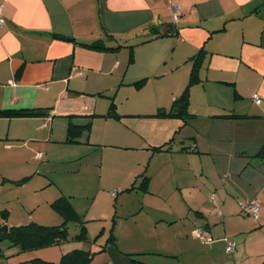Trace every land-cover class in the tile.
<instances>
[{"label":"crops","instance_id":"1","mask_svg":"<svg viewBox=\"0 0 264 264\" xmlns=\"http://www.w3.org/2000/svg\"><path fill=\"white\" fill-rule=\"evenodd\" d=\"M0 17V110L50 108L55 115L33 118L38 126L29 139L41 141L37 135H46L41 129L46 119L76 115L73 122L83 124L92 114H106L109 102L107 109L97 108L99 98L111 97L106 77L121 79L119 87H156L160 97L173 99L136 114L120 112L114 100L121 119L93 118L80 144L62 141L81 147L92 138L90 146L132 152L121 161L125 170L114 186L117 195L131 197L109 220L117 240L100 253L109 255L106 264H138L127 255L147 264H264V0H0ZM168 27L173 31L150 37L151 30L161 35ZM98 40L106 46L133 45V62L128 64L126 48L103 52L81 45ZM200 51V81L189 89L192 117L163 116L186 88L190 58ZM106 58L115 62L106 64ZM140 80L143 84L134 86ZM232 115L246 118H222ZM128 118L159 122V134L124 137ZM13 119L26 118H0L8 123L6 131ZM108 124L121 126L116 142L101 137ZM14 137L23 141L25 134ZM168 141L167 150H151ZM143 176L146 191L138 188ZM252 200L259 206L257 220L241 210ZM197 227L209 240L194 237ZM231 238H237L233 256L225 251ZM27 260L6 257L0 264Z\"/></svg>","mask_w":264,"mask_h":264},{"label":"rangeland","instance_id":"2","mask_svg":"<svg viewBox=\"0 0 264 264\" xmlns=\"http://www.w3.org/2000/svg\"><path fill=\"white\" fill-rule=\"evenodd\" d=\"M144 54L142 53L141 56ZM113 62L115 61L111 58H106V64L112 65ZM186 78L188 77H183L184 82ZM120 80L115 82L113 78L106 77V89H108L106 94L114 96L120 112L136 114L142 113L144 110L147 111V109L148 112L149 109L153 112L158 102L165 101L167 103L170 101L168 96L160 97V91L156 87L149 86L143 89H136L133 85L119 87ZM165 82L166 79L160 84ZM93 94L99 98L98 94ZM93 96L90 94L88 98L94 99ZM108 102L107 97L106 100L99 98L97 108L106 106L107 109ZM33 120V118H26L20 122L13 119L8 131H6L8 123L0 120V129L5 126V131L0 132V135L4 136L0 137L3 140H0V229L32 222L43 226L61 224L64 217L55 208L54 202L63 196L69 200L74 209L79 212L76 211L78 214L86 218L89 242L70 241L60 246L16 253V250L8 248L7 242L4 241L0 242V250L7 252L6 254L15 253L9 255L11 259L26 260L37 256L45 261H52L54 258L60 260L63 253L74 249L90 248L95 251L109 236L111 226L109 220L113 217L114 212L119 210L117 214H120L121 210L126 209H121L122 202H125L126 205L129 204L131 196L120 192L117 195V197L119 196L118 200L111 196V192L118 189H114V186L120 184L122 170H125L121 161L124 160L125 155L132 152L112 147L90 146L94 141L92 138L88 146L66 145L62 141L65 138L67 119L62 117H56L52 121L45 120L46 129L42 127L41 129L46 131V135L41 133L37 135L41 141L29 139L31 136L29 133L38 126V123ZM125 124L128 129L122 127V132L124 137L130 139H138L142 132L148 135H157L161 127L159 122L148 118H128L125 120ZM107 126L109 130L106 133L103 134V131L100 130L101 137L106 136L108 138L106 142H116L118 140L116 133L121 126L119 124H108ZM19 132L25 134L24 140L12 141ZM50 133L52 134L49 140ZM43 136L45 139L42 141L41 137ZM94 149L97 150L94 151ZM108 167H112L111 174H107ZM211 193H215V191L212 190ZM210 195L214 196V194ZM209 215L211 218L213 217V214ZM103 228L105 230L98 242L92 244V240ZM68 231L69 236L73 237L77 234L78 227L70 223ZM241 236L239 235V237ZM236 239L231 238L235 243ZM107 248L112 251L110 246ZM224 258L232 259L228 255ZM107 259H109V255L106 256L105 251L103 254H97L90 264H106ZM244 261V264L248 262Z\"/></svg>","mask_w":264,"mask_h":264},{"label":"trees","instance_id":"3","mask_svg":"<svg viewBox=\"0 0 264 264\" xmlns=\"http://www.w3.org/2000/svg\"><path fill=\"white\" fill-rule=\"evenodd\" d=\"M150 32L152 33L150 36L151 38H158V37L164 36V35H158V33H156V31L154 30H151ZM66 40H69V39H66ZM81 45L85 48H89V49L96 50V51H103V52H116L120 50L121 48H126L128 50V64L133 62V49H134L133 45H126L125 43H121L115 46H106L101 40L95 41L91 44H81ZM202 58H203L202 51L198 52L196 55L190 58L191 63H192V68L189 74L187 86L183 90L182 94L178 98L175 99L171 107V110L168 113L163 114V116H167L171 118H188V117L190 118L192 117V115L188 112L189 89L200 81V79L197 76V73H198V67L202 61ZM143 82L144 80L135 82L134 86H140L143 84ZM98 96H103V95L98 94ZM108 99H109V107H108L106 114L101 115V116L97 114H92L89 117H86L88 119L87 123L75 124L73 122V119L78 118V116L76 115L67 116L66 119L68 120V123L66 127L64 143L80 144L79 139L81 135L84 133L88 134L90 132L91 120L93 118L103 117V118H107V119L111 118L115 120L121 119L122 116L119 115L117 112V107L114 102V97L111 96ZM53 117H55V115L52 114V110L50 108L0 110V118L2 119L53 118ZM222 118H238L239 119V118H246V116L232 115V116H222ZM169 145H170V141L164 143L161 146L153 147L151 148V150L152 151H164V150H167V147ZM261 153L262 154H260V156L264 157V145L262 147ZM147 179L148 177L143 176V178L140 180L138 184V188H141L142 191L143 190L146 191L147 189ZM128 190L130 189H126V191ZM116 195H117V192L115 191L111 192V196L113 198H115ZM214 200L215 198L212 201L211 200L210 201L213 202ZM250 202H255V201L252 200ZM249 204L245 205L241 209L243 215H246L248 217H250L249 212H248ZM256 205L258 207V215H259V206L257 203ZM54 206L64 217V220L61 224L57 226H43V225H39L37 223L32 222L26 225L10 227L8 228L7 232H0V242H4V241L7 242V247L12 248V249L14 248V250H16V253H20L23 251L30 252V251H34L39 248L50 247V246H60L70 241H76V242L78 241L81 243L89 242L88 231L86 228V220L83 218V216L79 215L75 211V209L73 208L69 200L66 197H59L58 199L55 200ZM218 211H219L218 209H215V212H218ZM257 219L258 217L255 220ZM70 223H73L78 227V232L73 237L69 236L68 225ZM113 229H114V224L112 222L110 229H109V236L107 240L105 241V244H100L97 250L92 251L90 250V248L71 250L61 255V258L58 264H90L93 258L97 254L102 253L106 249V246L108 244L115 245L117 238L113 233ZM197 229L201 230L200 235L195 234V230ZM203 230L204 229L202 227H197L192 231V233L196 239L206 242L209 239L207 240L205 239L203 235ZM103 232L104 231L102 229L99 232V234L92 240V244H95L96 242H98V239L103 234ZM233 243L235 244V242ZM235 251H236V244H235L234 252L230 253L226 251V253L229 254L230 256H233L235 254ZM6 253L7 252H3L0 250V258H6V257H9L10 254H15V253H9V254H6ZM127 256H129L130 260H132L133 262H136L138 264H147L146 261L142 259L140 256H137V255H127ZM21 263L22 264H51L37 256L31 259H28L26 262H21Z\"/></svg>","mask_w":264,"mask_h":264},{"label":"built area","instance_id":"4","mask_svg":"<svg viewBox=\"0 0 264 264\" xmlns=\"http://www.w3.org/2000/svg\"><path fill=\"white\" fill-rule=\"evenodd\" d=\"M179 15H180L179 7L175 6L173 9L174 21H177ZM3 22H4L3 19L0 17V26H2ZM252 99H253L255 104L258 105L260 103V98L258 97V95H253ZM113 194H115V193H113ZM209 199L212 201L214 199V196L211 195ZM248 212H249L250 217H252L254 219H256L258 217V207H257L255 202H251L248 205ZM195 234L200 235L201 230L200 229L195 230ZM234 248H235V244L233 242H229L228 246L226 247V251L232 253V252H234Z\"/></svg>","mask_w":264,"mask_h":264},{"label":"water","instance_id":"5","mask_svg":"<svg viewBox=\"0 0 264 264\" xmlns=\"http://www.w3.org/2000/svg\"><path fill=\"white\" fill-rule=\"evenodd\" d=\"M173 31V28L172 27H168L167 29L163 30V31H160V34L161 35H164L165 33H170ZM8 228L7 227H3L0 229V232H7Z\"/></svg>","mask_w":264,"mask_h":264}]
</instances>
